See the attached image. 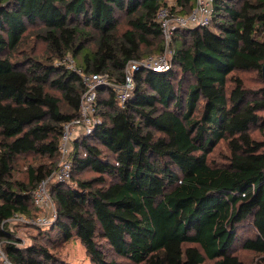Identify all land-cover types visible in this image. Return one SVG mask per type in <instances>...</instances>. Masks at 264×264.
I'll list each match as a JSON object with an SVG mask.
<instances>
[{"label":"trees","instance_id":"1","mask_svg":"<svg viewBox=\"0 0 264 264\" xmlns=\"http://www.w3.org/2000/svg\"><path fill=\"white\" fill-rule=\"evenodd\" d=\"M167 3L0 0V247L14 264H71L45 244L20 246L6 220L38 209L33 191L56 168L64 124L79 115L78 70L121 82L130 60L152 55L144 46L163 53L157 13ZM195 5L175 0L173 11ZM33 25L45 59L13 57ZM170 47V68L136 70L124 105L113 88H98L101 122L74 141L71 179L49 185L51 231L79 239L92 264H245L239 244L264 264V139L252 132H264V87L238 74L263 76L264 0H214L211 23L178 29ZM221 142L230 152L219 165L209 155ZM26 154L43 161L18 180ZM87 170L95 175L82 177Z\"/></svg>","mask_w":264,"mask_h":264},{"label":"built area","instance_id":"2","mask_svg":"<svg viewBox=\"0 0 264 264\" xmlns=\"http://www.w3.org/2000/svg\"><path fill=\"white\" fill-rule=\"evenodd\" d=\"M167 5L158 10L157 18L161 24L165 42L163 53L150 55L142 59L130 60L124 68V80L119 82L111 77L108 72L91 73L78 70L84 83L79 107V115L66 122L60 141V158L53 172L43 179L33 191L35 206L44 212L38 217H28L26 214H14L6 222L20 220L49 227L57 216L56 205L51 197L49 185L52 182H66L72 177L74 141L90 133L96 124L101 122L97 116V92L101 86L114 89L121 105H124L134 90V73L140 68L156 71L168 70L171 66L170 52L171 41L175 32L184 27L206 26L211 23L214 15V0H196V5L187 14L175 13L173 7L175 0H167ZM73 60L68 56L66 62ZM75 68L73 64L68 65ZM0 261L2 264H14L0 247Z\"/></svg>","mask_w":264,"mask_h":264},{"label":"rangeland","instance_id":"3","mask_svg":"<svg viewBox=\"0 0 264 264\" xmlns=\"http://www.w3.org/2000/svg\"><path fill=\"white\" fill-rule=\"evenodd\" d=\"M120 27L124 29L126 27L125 18L121 16ZM38 26L33 25L29 27V40L26 46L22 47L21 51H18L13 57H21L23 52H33L36 54L37 57L45 59L47 53L46 45L38 41L36 39V31L38 30ZM157 45L153 46H144L143 50L147 52L146 54L155 55ZM171 50V49H170ZM145 54V55H146ZM172 51L170 52L169 56L171 58ZM150 56V55H149ZM71 58V56H69ZM68 65L74 63L71 61L67 62ZM244 80L245 84L249 88L259 89L264 87V78L260 76L256 71H243L238 72ZM115 78V77H113ZM116 79V78H115ZM253 134L260 138L264 139V132L260 131L256 127L252 129ZM229 148L224 143L221 142L217 145V147L213 150V152L209 155V160L215 164H223L227 161L229 155ZM43 161L42 158L35 156L34 154H26L21 155L18 157V160L15 164L14 175L15 178L18 180L26 181L28 179V167L30 164H38L39 162ZM95 175L92 170H87L82 177H89ZM44 214L43 211L39 209H32V215H27L28 217H38ZM246 226L239 231L241 234V238L244 239L245 237L250 236L252 227L247 223ZM7 228L15 233V237L19 240L20 246H28L34 244L35 242H39L45 244L49 247L51 251L65 259L71 264H92L89 256L86 253L85 247L82 245L81 241L76 237L72 238L69 241L63 242L55 231L52 230V226L45 227L40 226L38 224H32L31 222L20 221V220H12L8 223ZM240 246V244H239ZM237 247L236 252L240 255V257L244 260L245 264H257V256L252 251H247L241 249V247ZM119 260L122 261L123 264H135L130 260L118 257ZM207 264H210L208 262Z\"/></svg>","mask_w":264,"mask_h":264},{"label":"water","instance_id":"4","mask_svg":"<svg viewBox=\"0 0 264 264\" xmlns=\"http://www.w3.org/2000/svg\"><path fill=\"white\" fill-rule=\"evenodd\" d=\"M263 77H264V65H263Z\"/></svg>","mask_w":264,"mask_h":264}]
</instances>
